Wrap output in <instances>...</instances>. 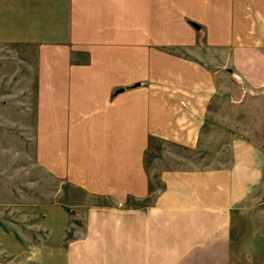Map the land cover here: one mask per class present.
I'll return each mask as SVG.
<instances>
[{
  "label": "crops",
  "instance_id": "1",
  "mask_svg": "<svg viewBox=\"0 0 264 264\" xmlns=\"http://www.w3.org/2000/svg\"><path fill=\"white\" fill-rule=\"evenodd\" d=\"M12 22L3 42L35 49L36 165L106 201L49 238L62 263L225 264L233 214L264 197V0H26Z\"/></svg>",
  "mask_w": 264,
  "mask_h": 264
},
{
  "label": "rangeland",
  "instance_id": "2",
  "mask_svg": "<svg viewBox=\"0 0 264 264\" xmlns=\"http://www.w3.org/2000/svg\"><path fill=\"white\" fill-rule=\"evenodd\" d=\"M16 3L23 6L26 0H0V230L11 235L19 247L6 253L3 264H33L32 254L40 263L49 259L52 264H63L49 238H57L62 228L71 238L76 228H82L86 204L106 201L86 200L64 189L36 165L35 49L3 42L16 34L12 22ZM247 136L264 149L262 132ZM262 200L238 217L233 214L225 264H264V197ZM2 238L5 240L4 235Z\"/></svg>",
  "mask_w": 264,
  "mask_h": 264
}]
</instances>
